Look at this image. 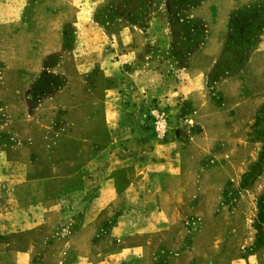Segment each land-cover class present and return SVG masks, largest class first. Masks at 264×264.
Returning <instances> with one entry per match:
<instances>
[{
	"label": "rangeland",
	"instance_id": "obj_1",
	"mask_svg": "<svg viewBox=\"0 0 264 264\" xmlns=\"http://www.w3.org/2000/svg\"><path fill=\"white\" fill-rule=\"evenodd\" d=\"M120 1L0 0V264H264V164L242 188L264 150V34L240 71L225 75L218 60L205 103L176 99L172 111L195 51L172 58L169 0L164 51L150 24L157 0H146L140 26L96 22ZM257 2L215 0L224 49L230 15ZM207 13L189 16L205 24ZM72 19L100 30L102 62L118 63L124 113H111L112 126L122 123L115 133L102 120L83 128L67 109L37 111L54 93L31 107L52 88L49 75L66 81L50 67L62 60L64 37L76 43Z\"/></svg>",
	"mask_w": 264,
	"mask_h": 264
},
{
	"label": "crops",
	"instance_id": "obj_2",
	"mask_svg": "<svg viewBox=\"0 0 264 264\" xmlns=\"http://www.w3.org/2000/svg\"><path fill=\"white\" fill-rule=\"evenodd\" d=\"M104 1L102 0V3ZM167 1L157 0L151 7V30L157 34L156 44L162 51L166 50L170 43L168 30L165 25L167 22ZM213 1L215 2V0H204L200 7L193 10L196 16L203 10L208 12L207 17H204L203 20L206 24L204 26L209 28L210 32H208L205 43L190 58V66L182 71L181 75L184 77V85L176 96H172L174 103L172 111L176 109V99L178 101L192 100V102L199 103L202 101L205 103L203 89L205 79L214 70L215 64L221 58L224 51V40L223 37L219 36V33L225 29L226 21L223 19L221 21L218 20L222 8L219 5H215ZM110 2L112 0H106L105 4ZM65 23H72L77 29L74 49L62 52V47L58 46L53 50L51 49L49 54L63 53L60 63L50 71L56 75L65 77L66 85L53 96L42 100L36 110L41 113H47L48 111L51 113L53 111L49 109H53L54 106L59 109H67L68 117L72 120L83 119V128L93 126L98 120H102L104 124L109 125L111 123V113L119 114L121 118L124 113L122 76L116 74L119 68L118 63L117 61H114L113 64L102 62L103 43L106 38L100 30H96L92 24H81L77 19H72ZM85 26L88 27L85 29ZM124 31L131 30L130 28H124ZM82 34L84 35L82 36ZM131 43L132 48L133 46L140 47L134 41H131ZM260 46L261 43L254 52L259 50ZM97 67L101 69L100 75L97 78L98 84L94 89H86L87 79ZM108 69H112V73H107L106 70ZM227 81L229 80H224L226 83ZM196 105L198 104L196 103ZM93 114L97 116V119L90 121ZM88 118L89 120H87ZM121 124L118 122L114 123L113 126L110 124V127L113 128L112 133H115V130ZM81 130L77 128L74 134ZM65 131L70 135L72 130L67 129ZM114 138V135H112L107 141L100 142L99 144L112 143ZM168 149L171 152H175L173 150L174 146ZM169 162L173 163L171 160ZM171 172L172 178L178 183V178H176L179 174L178 168ZM107 188L106 193L114 191V187L112 186L109 187L108 185Z\"/></svg>",
	"mask_w": 264,
	"mask_h": 264
},
{
	"label": "trees",
	"instance_id": "obj_3",
	"mask_svg": "<svg viewBox=\"0 0 264 264\" xmlns=\"http://www.w3.org/2000/svg\"><path fill=\"white\" fill-rule=\"evenodd\" d=\"M203 2L204 0H169V16L174 39L171 50L172 58L187 57L205 43L207 34L203 22L192 19L189 16V12L200 7ZM149 8V2L146 0H121L118 5L101 10L96 18V22L102 27H107L112 26L118 19L126 18L131 25L140 26L142 21L139 18H143L144 16V19H146ZM228 31L229 34L226 39L224 53L219 60V65L216 67L217 70L223 67L225 75L230 74L229 72L232 71H240L247 63L249 54L258 48L261 37L264 34V4L257 2L233 12L229 17ZM73 36L74 34L72 38ZM66 39L64 37L63 49L64 51H72L75 43L67 44ZM53 67L55 65L50 68ZM1 69L2 65L0 64ZM48 77L54 81L51 83L52 88H47L46 91H43L40 99L36 103L31 104L32 108H35L36 104L45 95L55 94L66 85V81L59 76L49 75ZM261 113H259V116ZM257 120L259 122V118ZM260 133L264 137V134ZM263 164L264 150L259 163L255 164L249 174L245 176L242 188L249 187V182H253L260 176ZM263 204L264 197L260 201V210ZM259 231H261L260 228ZM260 246L258 245L257 247Z\"/></svg>",
	"mask_w": 264,
	"mask_h": 264
}]
</instances>
